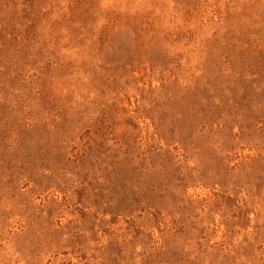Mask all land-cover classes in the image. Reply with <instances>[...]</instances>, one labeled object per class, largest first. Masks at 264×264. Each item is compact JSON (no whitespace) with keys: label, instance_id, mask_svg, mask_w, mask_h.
I'll return each instance as SVG.
<instances>
[{"label":"rangeland","instance_id":"rangeland-1","mask_svg":"<svg viewBox=\"0 0 264 264\" xmlns=\"http://www.w3.org/2000/svg\"><path fill=\"white\" fill-rule=\"evenodd\" d=\"M0 264H264V0H0Z\"/></svg>","mask_w":264,"mask_h":264}]
</instances>
